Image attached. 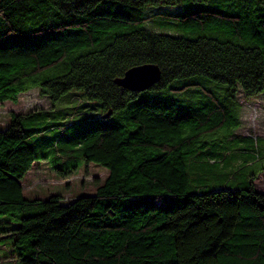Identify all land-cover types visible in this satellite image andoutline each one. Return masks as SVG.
Returning a JSON list of instances; mask_svg holds the SVG:
<instances>
[{
    "label": "trees",
    "instance_id": "16d2710c",
    "mask_svg": "<svg viewBox=\"0 0 264 264\" xmlns=\"http://www.w3.org/2000/svg\"><path fill=\"white\" fill-rule=\"evenodd\" d=\"M158 4L181 7L172 24L184 35L145 27L144 7ZM143 63L161 72L149 89L114 83ZM31 89L52 103L78 89L99 114L10 112L0 126V239L13 262L264 264V162L243 184L193 191L186 163L221 160L216 137L242 139L238 93L264 98V0H0V103ZM51 152L60 178L82 162L108 174L93 194L25 197L21 179Z\"/></svg>",
    "mask_w": 264,
    "mask_h": 264
},
{
    "label": "rangeland",
    "instance_id": "374dc122",
    "mask_svg": "<svg viewBox=\"0 0 264 264\" xmlns=\"http://www.w3.org/2000/svg\"><path fill=\"white\" fill-rule=\"evenodd\" d=\"M181 11V7L177 5H148L143 9L144 15L148 18L145 27L157 33L184 35L183 31L172 24L173 16ZM196 36L198 35L188 34V37ZM237 101L241 106V125L235 130L233 137L242 139L240 141H225L219 136L210 141L208 149H218L223 153V158L216 159L215 163L201 155L200 152L189 155L186 163L190 191L198 188L202 190L215 189L234 183L243 184L250 174L257 173L258 168L264 162V158L257 161L253 153L248 151L250 148L257 147L263 148L264 151V98L261 95L245 98L241 93H238ZM96 104V101H88L82 91L78 89L67 91L54 103L41 96L37 89H31L20 94L15 103L10 101L0 103V126L7 122L10 112L26 113L38 109H53L54 111L46 118L53 122L69 119L70 115L64 116L65 112L78 111L79 114L75 116L76 118L98 116L99 111ZM58 132L60 131L57 129L49 130L44 136L51 137V141ZM70 132L66 131V133ZM250 136L257 140L254 141L249 138ZM54 162L51 152L48 160L37 161L33 164L21 179L25 197L45 198L51 194H60L64 200H69L78 195L93 194L95 188L102 184L108 174V170L99 164L90 162L86 165L82 162L76 174L60 178L52 167ZM246 162H248L247 165ZM254 185L258 191L264 190L262 175H257ZM5 241L7 239H0V256L8 253L6 247H3ZM5 258H8L10 264H16L11 256Z\"/></svg>",
    "mask_w": 264,
    "mask_h": 264
},
{
    "label": "water",
    "instance_id": "95a60500",
    "mask_svg": "<svg viewBox=\"0 0 264 264\" xmlns=\"http://www.w3.org/2000/svg\"><path fill=\"white\" fill-rule=\"evenodd\" d=\"M160 76V68L156 64L143 63L128 68L121 77L114 79V83L129 91L140 92L157 83Z\"/></svg>",
    "mask_w": 264,
    "mask_h": 264
},
{
    "label": "crops",
    "instance_id": "0c3cea01",
    "mask_svg": "<svg viewBox=\"0 0 264 264\" xmlns=\"http://www.w3.org/2000/svg\"><path fill=\"white\" fill-rule=\"evenodd\" d=\"M3 247H6V249H7L6 251H8L7 246L4 245ZM5 257H10L9 251L7 254L0 256V261H1L0 264H10L9 261L7 260L8 258H5ZM5 260H7V261H5Z\"/></svg>",
    "mask_w": 264,
    "mask_h": 264
}]
</instances>
